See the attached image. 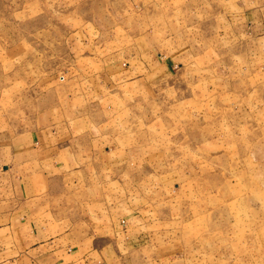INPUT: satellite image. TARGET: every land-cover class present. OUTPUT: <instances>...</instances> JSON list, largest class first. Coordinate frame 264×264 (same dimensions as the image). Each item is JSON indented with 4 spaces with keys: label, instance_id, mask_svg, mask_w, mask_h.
Masks as SVG:
<instances>
[{
    "label": "rangeland",
    "instance_id": "374dc122",
    "mask_svg": "<svg viewBox=\"0 0 264 264\" xmlns=\"http://www.w3.org/2000/svg\"><path fill=\"white\" fill-rule=\"evenodd\" d=\"M86 55L108 85L73 89L74 116L100 110L112 144L162 166L115 198L148 225L121 242L125 264H264V0H0V128L65 104Z\"/></svg>",
    "mask_w": 264,
    "mask_h": 264
},
{
    "label": "crops",
    "instance_id": "0c3cea01",
    "mask_svg": "<svg viewBox=\"0 0 264 264\" xmlns=\"http://www.w3.org/2000/svg\"><path fill=\"white\" fill-rule=\"evenodd\" d=\"M83 58L84 66L71 69L76 85L65 83L55 96L65 104L35 111L29 103L24 117L0 128V264H125L121 242L148 231L137 206L122 211L115 198L122 182L130 197L142 196L143 181L152 177L146 170L162 166L112 144L115 136L100 133V110H88L86 122L74 116L73 89L92 99L108 85L100 57ZM165 171L160 180H174ZM105 181L117 185L112 201L100 200L107 194ZM80 186L79 200L74 189ZM258 239V261L264 262V235ZM179 260L169 263L183 264Z\"/></svg>",
    "mask_w": 264,
    "mask_h": 264
}]
</instances>
